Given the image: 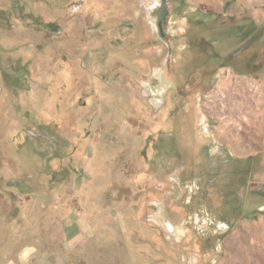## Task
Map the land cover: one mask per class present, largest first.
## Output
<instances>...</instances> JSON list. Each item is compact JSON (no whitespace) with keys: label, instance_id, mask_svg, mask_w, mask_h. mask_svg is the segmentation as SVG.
<instances>
[{"label":"rangeland","instance_id":"1","mask_svg":"<svg viewBox=\"0 0 264 264\" xmlns=\"http://www.w3.org/2000/svg\"><path fill=\"white\" fill-rule=\"evenodd\" d=\"M0 264H264V0H0Z\"/></svg>","mask_w":264,"mask_h":264},{"label":"water","instance_id":"2","mask_svg":"<svg viewBox=\"0 0 264 264\" xmlns=\"http://www.w3.org/2000/svg\"><path fill=\"white\" fill-rule=\"evenodd\" d=\"M159 33L162 35V32H161L160 28H159Z\"/></svg>","mask_w":264,"mask_h":264}]
</instances>
